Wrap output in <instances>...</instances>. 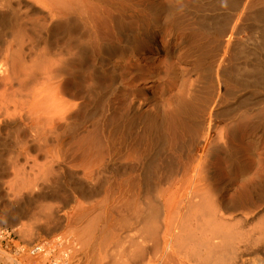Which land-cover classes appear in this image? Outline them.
<instances>
[{
    "label": "bare ground",
    "instance_id": "1",
    "mask_svg": "<svg viewBox=\"0 0 264 264\" xmlns=\"http://www.w3.org/2000/svg\"><path fill=\"white\" fill-rule=\"evenodd\" d=\"M243 1H204L205 6H202L205 9L226 8V11L230 10L228 14L234 11L232 16L238 15L239 7L244 5L242 9L246 12L243 13H246V20L251 22L241 24L233 21L234 23H231L228 22V17H225L226 21L223 24H216L215 31L212 32L214 38L209 41L204 40L208 42L198 45L192 64L196 76L187 84L185 96L182 95L184 97L179 100L178 105L173 106L178 108L175 115H172L176 128L174 129L180 131V128H184L187 136L184 133L183 136L186 139L183 140L181 136L176 135V139L168 142L165 136V118H163L165 113H157V109L156 112L149 109L145 111L147 104L144 103L145 100H137L138 97L137 99L134 97L135 100L131 104L132 113H121L119 118L117 114V116L109 115L108 125V71L100 73L101 71H98L100 68L97 69L94 64L86 62L88 49L86 50L84 44L87 41L94 43L98 53L102 52L105 57L108 56V42L106 44L94 34L91 36L92 34L88 33L94 16L102 15L107 25L109 21L113 33H117L126 21L123 22L124 19L115 14L130 9L131 6L137 8L139 2L134 0H0V131L7 129L14 138L19 140L21 138L25 145L34 143L40 149L45 145L53 144L56 153L53 151L50 153L61 156L63 154L60 150L64 147L62 145L66 143V140L78 139L79 133H82L86 126V120L88 122V119H93L95 115L90 109L91 111L84 112L83 116L80 114L81 117L74 116L79 115L77 111L80 104L77 101H68L70 97L75 99L79 92H84L87 102L97 105H94L95 108L93 105V107L87 104L86 106L94 110L97 107L102 108L101 111H104V115L101 112V116L104 117L103 126L101 129L95 127L97 132L101 130L100 139L97 140L101 142L98 144L99 148L94 149L95 145L93 148L91 146L90 151L88 148L87 158L91 165L86 166L88 169L83 167L79 177L76 178L78 181L75 193L78 199L75 202L76 207L74 206L76 220L73 234L75 237L72 236L71 247L66 245L70 248H67L63 261L67 262L68 257L72 264H264V144L246 148L237 143L239 139L242 140L243 132L245 134L249 132L248 123L258 118L260 124H264V112L256 110L248 114L245 111H239L238 114L237 111V116H233V120L225 128L214 132L212 129L214 124L209 119L211 116H205L208 114L205 112L208 101L206 100L204 105L200 106L202 109L199 112L196 110L197 113H195L193 110L194 83L199 81L207 83L211 73L212 76L217 77L218 70L214 69V64L224 59V54H228V69H225L231 77L234 75L237 77L236 80H252L251 84L257 80L264 81L261 75L263 69L260 68L264 63V11H254L257 4H264V0ZM194 4L196 7L199 5L195 1ZM140 6L136 9L137 11ZM143 9L141 13L146 9L149 11L147 21L155 20L151 16L155 15L153 10L156 8ZM158 10L161 12V9ZM172 11L175 13L173 9ZM172 11L167 12L170 15ZM93 13L96 14L93 15ZM141 13L139 15H142ZM181 16L184 19L183 15ZM187 19L190 21V18ZM208 20L207 17H203L200 21H196L197 23H193L192 20L190 21L192 25L189 24L196 26L197 29L201 25H208ZM178 22L183 24V20ZM126 23V28H130V24ZM126 28L123 27V29ZM77 30L87 39L83 35L78 36ZM139 36L135 34L133 37H125L123 41H117L112 47L114 50L117 48L127 51L129 47L124 48V46L131 44L133 48L130 46V49L141 55V49L145 43L144 39L140 38L142 36ZM114 39L116 40V37ZM120 41L121 43H118ZM146 41L155 53L165 52L169 57L174 54L172 48L158 43L154 32L146 35ZM250 41L258 45L257 48H252L253 51H249L246 47V42ZM113 49L110 47L111 51H114ZM254 58H257L260 63H255ZM68 79H75L78 83L67 81ZM113 85L111 84V87ZM208 87L212 92V87L209 85ZM71 89L74 91L71 92ZM214 121L213 119V123ZM132 129L136 132H132ZM92 132L89 133L93 134ZM96 134L95 139L99 135ZM262 138L264 141V132ZM89 142L87 146L92 145L91 141ZM96 150H99L98 154ZM67 153L69 155L68 151ZM219 155L222 156L226 166L228 172L226 175L217 171L216 167H212V162L219 160ZM78 170L77 168L76 173ZM17 176L12 189L10 188L12 191L10 197L14 199L22 198L24 190L27 193L31 192V187L36 185L34 181L37 178L36 176L26 177L23 173ZM230 184L231 187L237 184L234 186L237 188L236 192L231 193L234 196L230 195L233 199H230L229 203L227 198H225L227 202L224 201L227 193L223 192V187L225 189L226 185ZM11 207L13 208L9 215L11 220L19 221L21 217L28 218L30 215L26 208H14L13 205ZM47 210V216H50L54 225L44 230L56 231L62 219L56 217L51 209ZM32 219H35V216ZM38 226L31 223L23 224L16 229V233L29 239L37 235L39 231H44L43 227ZM36 249L40 252L44 247L39 246ZM16 264L19 262L16 261Z\"/></svg>",
    "mask_w": 264,
    "mask_h": 264
},
{
    "label": "rangeland",
    "instance_id": "2",
    "mask_svg": "<svg viewBox=\"0 0 264 264\" xmlns=\"http://www.w3.org/2000/svg\"><path fill=\"white\" fill-rule=\"evenodd\" d=\"M134 1L139 2L138 6H140L143 3L141 5L142 7L140 6L141 9L139 7L140 11L136 10V9H138V6H137V8H133V6H131L132 8H130V9L128 8L125 11H121V12L115 14V16L117 15V17L120 16L121 18H123L124 19L123 22L126 21L130 24V28H126L127 23L124 22L123 27L125 26V28L127 30L123 29V27L118 29L120 31V32L118 31L120 34L118 32L113 33L114 31H113L111 25L109 24V21H108V25H107V23H106L105 19H103L102 15H100V14L95 15L96 13H93V15H95L94 16L95 19L93 18V23L88 28V33H89V35L92 34L91 36H93V34H94L99 40L105 42L106 44L108 42V56L105 57V55L102 52L98 53V51L94 47V45H93L94 43L92 41H91V43H90V41H87L84 44V47L86 48V50L88 49L86 62H88L90 64H94L97 67V69L100 68V69H98V71L99 70L101 71V72L99 71L100 73H104V71H108V125H109V118H110L109 115L111 116L112 114H115V115L117 114V115H119L117 118H119L120 115H122L121 113H123V114H125V113L128 114L129 112L132 113L131 104L138 97L137 100H140V101L145 100L144 103L147 104L145 111H147L149 109V110H154V112H156V109H157L158 110L157 113H160V114H161V112H163V114L165 113V117H163V118H165L164 119V126H166L165 127V133H166L165 136H167L166 140L168 142L169 141L172 142L173 139H176L177 138L176 135L181 136L180 138L185 140L186 137L183 136V134L185 133L184 135L187 136L186 130L184 128H182V129L185 132L181 128H180V131H179V129L175 130L176 128L174 126V119H173L172 115L173 116L175 115L178 108L176 109L177 106L176 107H173V106L178 105L179 100L185 96L186 90L188 88L187 84L189 83L190 80L194 79L196 76V74H195L196 72H195L192 64H193L195 52L198 50L197 49L198 45L200 43H202V44L206 43L211 38H214L213 33L215 31L214 30L215 27L217 25H220L221 23L223 24L226 21L227 17L229 20L228 22H231V23L233 21L234 22L238 21L241 24L242 23L247 24L249 21L251 22V20H249V21L246 20V18H247L246 13H243L245 10L243 11V9H242L244 5H242L241 8L239 7V10L237 11L238 15L232 16V13L234 11L232 13L228 14V12H230V10L228 9V11H226V8L220 9V7H219V9L215 8L214 10L205 9L204 8V6H205L204 1L205 0H134ZM194 1H195V3L199 4V5H197V7L195 6ZM243 2H245V0ZM202 5H204V6H202ZM157 6H158V8H157ZM143 7H144V9H146L147 7L149 9L156 8V10L155 9L153 10L155 15L151 16V17L155 18V20L151 18L152 19L151 21L150 20L147 21L149 11H148V9L144 10ZM142 9L144 10V11H142L143 13H141ZM158 9H161V12ZM172 9L175 11V13L172 11ZM199 9H201V10H199ZM203 9H205V10H203ZM259 10H262V12L264 11V4L259 3L255 6L254 11H259ZM167 11H172V12H170V15H169L168 14L169 12H167ZM155 12H157V13H155ZM140 13L142 15H139ZM144 13H146V14H144ZM172 13H173V15H172ZM134 14H135V16H134ZM174 15H176V16L183 15L184 19L181 16L178 20V21L183 20V24L176 21L179 16L175 17ZM184 15L188 16L187 18H190V21L193 20L192 21L193 23L194 22L197 23L203 17H207V19H209L211 21L209 22V20H208V22L210 24L207 22L208 25H206V26L201 25L200 27H197V29H196V26H190L189 23H191V25H192V22H190L189 19L185 18L186 16H184ZM140 16H142L145 20L142 17L140 18ZM97 17H98V19H96ZM135 17H137L138 19ZM170 17H172L173 19L172 18L170 19ZM239 17H240V19H239ZM172 20H174L173 22H175V23H173ZM153 21H155V22L153 23ZM212 21H214V22H212ZM133 25H134V27H133ZM175 26H177V27H175ZM127 27H129L128 24H127ZM77 31H78V33H77L78 36L83 35L82 32H80L79 30H77ZM148 31L156 33L157 41L160 45L163 44L162 46H164V47L172 48L173 53H174V54H172L173 56L172 55L170 57L166 56L165 52L161 53V54L155 53L152 50V48L150 47V44H146L147 43L146 35L149 33ZM157 32H158V34H157ZM135 34L137 36H139V35L142 36V37L139 36L142 40L144 39L143 41L145 44L141 49V55H139L133 49L132 50L134 52H132V50L130 49V46H131V48H133L131 44H129V45L127 44V46H124V48L129 47V48H127V51L126 50L121 51V49H117V48H115L116 50L113 49L112 45H115V43H117V41H119V40L123 41L125 39V37H128V38L133 37ZM244 35H246V33ZM244 35L241 34V36H244ZM114 36L116 37V40L114 39L115 38ZM83 37L87 39V37L85 35H83ZM110 40H112V41H110ZM204 40H208V41L205 42ZM121 41L118 43H121ZM165 42H166V44H165ZM257 46L258 45L253 41L246 42V47H248L249 51H251L252 48L253 49L257 48ZM110 47L114 51H111ZM190 50H192V51H190ZM147 55L150 57H148ZM224 55L223 56H224L225 60L222 59L220 61H217L214 64L215 65L214 69L218 70L217 77L212 76L213 74L211 73L210 79H208L207 83L204 81L203 82L199 81L198 83L197 82L194 83V85H193L194 88L192 87L194 90L192 92V96H193V99L195 98L193 110H194V112L196 110H197V112H199L200 109H202V107H200V106H203L206 100L208 101V106H207L208 109H207V107L205 109V112L208 114H206L205 116L206 117L211 116L209 119H211L212 124H214V126H212V129L214 132L225 128V126L233 120V118H234L233 116H237V111H238V114L240 112H244V111L248 114L251 112L254 113V111H256V110L264 112V81H260V80L259 81L257 80L256 82L253 81L254 83H256V85H253L254 83L251 84L252 80L251 81L250 80L244 81L242 79L243 80L242 81L240 78H238L240 80H236L237 77L234 75L231 77L230 73L229 74L227 73L228 70H226V69H228L227 68V66H228V64H227L228 63V60H227L228 54H224ZM103 56H104V58H103ZM141 56L143 59L141 58ZM144 56H146V57H144ZM153 58L155 60H153ZM147 59H148V61H147ZM155 61H157L156 62L157 65H155L156 64ZM254 62L260 63L259 60H257V58L256 59L254 58ZM152 63L155 67H153V65H151ZM146 64L148 66H151V67H148ZM262 64H263L262 66L264 67V63H262ZM146 66H147V69H146ZM263 67H260L261 70L263 69V71L261 72L262 74L261 73L260 74L263 75V77H264V68ZM219 70H220V72H219ZM111 71H112V74H111ZM214 71H212V72H214ZM228 75H230V77H228ZM109 77H111V79ZM137 77L141 80H139ZM70 79H68L67 81H69ZM109 79H110V81H109ZM112 79L113 80L116 79V80L113 81ZM216 80H218V81H216ZM263 80H264V78H263ZM70 81H74V82L78 83L77 81H75V79H72ZM112 81H113V83H112ZM111 84L112 85L114 84L113 87L115 89L113 87H111ZM241 84H242V86H241ZM208 85L210 87H212L214 85L211 88L212 92L209 90L210 88L208 87ZM76 87H77V85L75 84V88ZM203 87H205V88L203 89ZM206 88H208V90ZM68 89L70 91V86L68 87ZM240 89H241V91H240ZM201 90H203V91H201ZM229 90H231L232 92ZM72 91H74V89H71V92ZM182 91H183V93H182ZM205 92H207V93H205ZM80 93L81 92H79L77 94L75 99L73 97H72L73 99H71V97L69 99V96H67V99H69L68 101H70V102L77 101L80 104V107L78 108L79 110L77 111V113H79V115L77 114L74 116L78 117V116H80V114H81V116H83L82 114H85L88 111L90 112L91 110H93V111H91L92 114L93 115L95 114V115H94L93 119H91V118L88 119L89 120L88 122L86 120V124H85L86 126L83 128L84 132L82 131V133L81 132L79 133V135H78L79 137H77L78 139H76V140L75 139H67L66 143L69 142V143H67L68 145L66 143L62 145L64 147H62L60 151H62V154L64 155V157H63V155L56 156V154H55L56 152H55V148L53 147V144L45 145V146H43V148L40 149L39 146L35 145L34 143H28L27 145H25L24 142H22L21 138H20V140H19V138H14L7 129H2V131H0V230L4 231V233L6 234L5 237L3 236L4 238L0 239V259H1L0 264H16V261L19 262V264H72L71 261H69L71 259H68V257H67V262L65 260L63 261L62 259L65 258L67 250L71 247V244L73 243L72 242V240H73L72 236L75 237V235L73 233H74V224H75L74 222L76 220V218H75V216H76L75 210L76 209L74 208V206L76 207L75 202H77L76 199H78L77 195L75 193V186H76V182L78 181V179H76V178L79 177V174L83 170V167H85V169L88 166L90 167L91 162H90V160H88L89 158H87L88 157L87 152L90 151L91 146H92V148L96 146V148H94V149L99 148L98 144L101 142H99V141L97 142V140L100 136L99 132H101V130H98V132L96 130L99 129L97 127H100V129H101V126H103L102 123L104 122V119H103L104 118L103 117L104 111L103 110L101 111L102 108L99 109L97 107L94 110L93 108H95V106H97L96 103H91L90 101L87 102V99L84 98L85 93L84 92H83L84 94L83 93L80 94ZM197 94L200 96H198ZM213 94H214V96H213ZM225 94H227V95H225ZM250 94H251V96H250ZM182 95H184V96H182ZM126 97H127V99H126ZM134 97H136V98L134 99ZM72 100H74V101H72ZM89 102H90V104H88ZM196 102L199 104L201 103V104L200 105L198 104V107H197ZM209 102H211V103H209ZM242 102L243 103L245 102V103L243 104ZM86 104L89 107H93L94 105L95 106L93 108H89L88 106H86ZM148 104H149V106H148ZM241 104H242V106H241ZM174 108H175V110H174ZM97 109H99V110H97ZM179 109H180V107H179ZM172 110H173V112H172ZM101 112L103 113L102 116H101V114H102ZM197 112H195V113H197ZM75 113L76 112H74V114ZM216 115H218V116H216ZM217 117H219V118H217ZM213 119L215 120L214 123H213ZM172 123H173V125H172ZM260 123L261 122L258 118L251 121L250 123H248L247 125H248L249 129L247 128V130L249 132H247L246 134H245V132H243L244 136H243L242 140L239 139V142H237V143L240 146H243L246 148L256 147V145H258L260 143L263 146L264 141L262 138V134L264 132V130H263L264 124L261 125ZM215 124H216V127H215ZM95 131L97 134L95 133ZM89 132L90 133L92 132L94 135L90 134ZM132 132L135 133L136 130L132 129ZM95 134L96 135L99 134L98 137L96 136L97 139H95ZM3 136H5V137H3ZM89 138H91V139H89ZM89 141H91L92 145L87 146V144L90 143ZM93 141H94V143H92ZM35 146H37V147H35ZM65 146H67V147H65ZM52 148L54 150H51ZM88 148H89V151H88ZM68 149H70V151ZM50 151H53L55 153H53V152L50 153ZM67 151L69 152V155H68ZM98 151L96 152L97 154L99 153ZM73 153H74V155H73ZM77 153H78V155H77ZM60 154H61V152H60ZM54 157H55V159H54ZM218 157H220L219 160L213 161L214 165L212 162V167H216L215 169L217 171H219L223 175H226V173H228V172H227L226 166H224L225 164H224V161L222 159V156L219 155ZM220 163H221V165H220ZM215 164H216V166H215ZM35 165L37 166V168L35 167ZM76 166L80 170V171L78 170V173H76V171H77ZM33 167H35V168H33ZM32 168L34 171L32 170ZM50 169H51V172H49ZM25 172H27V174ZM45 172H46V174H45ZM22 173H23V175H26V177H30V178H34V176H36L38 178V180L36 178L37 181L36 180L34 181V182H36V185L35 186L33 185V187H31L32 190H33V188H34V190L33 191L31 190V192H28L31 196L26 192V190H24L25 192L23 191L24 192L23 194L25 196L23 195L22 198L14 199V198L10 197L12 195V191L10 190V188L12 189V185L16 182V180L18 178L17 175L22 174ZM38 173H39V175H38ZM48 174H50L49 177H48ZM75 174H77V175H75ZM47 181H49V182H47ZM234 186H237V184H235ZM234 186L232 185V187H231V184L228 186L226 185V187H225L226 190L223 187V192L227 193V194H225L224 201L227 202V200L229 201L230 199H233V197L230 195L234 196V194H231V193L236 192L235 190L237 187H234ZM37 188L39 190H37ZM43 192H45V193H43ZM33 196H35V197H33ZM44 196H46V197H44ZM32 197H33V199H32ZM58 197H59V199H58ZM41 198H43V199H41ZM225 198H227V200ZM11 200H13V201H11ZM12 202H15L14 203L15 205ZM19 202H20V204H19ZM35 202H36V204H35ZM48 203H49V205H48ZM229 203H230V201H229ZM34 204L36 205V207ZM60 204H61V206H60ZM12 205L14 208L19 207V208H26V210L28 209V213L30 214L29 217L28 218H27V216L21 217L19 219V221L11 220L9 215L11 212L10 210L12 208L11 207ZM46 205H48V206H46ZM47 209H51L53 212H55L54 215H56V217L58 216L59 218L61 217L60 219H62L61 225H60L59 229L56 231L55 230L52 232H46L45 231L46 228H51L52 225H54L53 220L50 219V216H47L48 215ZM40 211L41 212L43 211V212L41 213ZM73 211L75 213H72ZM31 214L33 216H31ZM30 216H31V218H30ZM34 216H35V219H32ZM38 218H39V222H38ZM28 219H30V220H28ZM65 220H67V221H65ZM32 221H34V222H32ZM29 223L36 225V226L39 225L38 227H41V228L43 227V230L44 229L45 230L43 232L39 231V233H37V235L35 234L34 236H32V238H29V239L22 237L20 234H18V232L16 233V229L18 227H22L23 224L25 225V224H29ZM50 224H51V226H50ZM54 233H55V235H54ZM56 235H57V238H56ZM58 239H59V241H58ZM57 242H60L59 245H57ZM39 243L40 244L44 243L47 246L48 251L44 247V249L42 251H40L39 253L33 252L34 249H31V247L34 245H38ZM66 245L67 246L70 245V247H66ZM65 247H66V250L64 249ZM63 249L65 250L64 253H63V251H64ZM35 250H37V249H35ZM31 252L36 253V254H32Z\"/></svg>",
    "mask_w": 264,
    "mask_h": 264
},
{
    "label": "built area",
    "instance_id": "3",
    "mask_svg": "<svg viewBox=\"0 0 264 264\" xmlns=\"http://www.w3.org/2000/svg\"><path fill=\"white\" fill-rule=\"evenodd\" d=\"M5 235H6V234L4 233V231L0 230V239L4 238ZM3 236H4V237H3ZM59 243H60V242H57V245H59ZM39 246L45 247L46 250L48 251L47 246H46L44 243H42V244H38V245H34V246L31 247V249H34V250H35L36 248H39ZM34 250H33V252H36V253L39 252V251H38L39 249H38V250H35V251H34ZM31 253H32V252H31ZM36 253H32V254H36Z\"/></svg>",
    "mask_w": 264,
    "mask_h": 264
}]
</instances>
